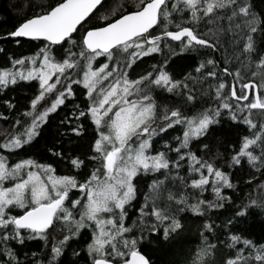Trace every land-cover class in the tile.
I'll use <instances>...</instances> for the list:
<instances>
[{
    "label": "snow or ice",
    "instance_id": "snow-or-ice-1",
    "mask_svg": "<svg viewBox=\"0 0 264 264\" xmlns=\"http://www.w3.org/2000/svg\"><path fill=\"white\" fill-rule=\"evenodd\" d=\"M120 9L41 0L0 35L43 44L21 57L0 46L10 65L0 68V91L38 82L24 119L0 138V264H264V243L249 238L257 224L264 232V181L242 204L227 195L235 169L252 170L249 185L264 175V0H136ZM154 54L162 59L134 76ZM179 59L194 66L177 71ZM69 103L45 149L53 162L10 164ZM89 127L87 152L65 148ZM226 204L234 211L217 225L210 214ZM188 214L201 220L198 243L168 259ZM28 241L47 251L23 252Z\"/></svg>",
    "mask_w": 264,
    "mask_h": 264
},
{
    "label": "trees",
    "instance_id": "trees-1",
    "mask_svg": "<svg viewBox=\"0 0 264 264\" xmlns=\"http://www.w3.org/2000/svg\"><path fill=\"white\" fill-rule=\"evenodd\" d=\"M41 0H0V35H3L7 30H10L13 25L19 22L18 12L22 8L26 12L30 9L32 4H39ZM136 2V0H107V6L111 8H115L118 10L117 14H119L120 6L123 5L128 10H131L132 5ZM260 0H258V3ZM103 14V13H102ZM0 46L6 48L11 55L15 57L21 56H31L33 52L37 51L39 47H42L43 44L40 41H29L26 39H22L21 45H16L12 41H4L0 42ZM75 51V49H74ZM216 58H219V53L216 54ZM104 57H98L96 64L100 62H104ZM162 59L159 54H154L153 56L144 57L141 62H139V66L135 68V72L133 75L143 74L146 71H150L151 67L154 63ZM9 62L7 59L0 55V68L9 67ZM190 66H194L193 59H179L177 62L176 70L179 71L182 68H187V70H191ZM95 67V64H94ZM74 89L77 90V98L76 103H81L82 105V96L80 94V89L77 86H73ZM38 89V82L33 80L30 82L20 81L16 85H10L6 90L0 91V112L5 113V115L9 116L8 121L0 120V138H2L5 130L11 131V125L16 119L23 120L24 117L21 115L23 112L27 111L30 108V100L34 97ZM162 99L171 100V97L165 94ZM4 100H11L16 107L12 110H8L4 105ZM72 109V104L69 103L67 108H61L57 113H53L52 116L49 117V120L53 127L45 131L43 134V138H37L36 141L33 142L32 146H26L25 149L19 150V155H12L9 157V163H15L21 158H34L37 160H41L43 162H53L50 158V154L46 153V146H50L52 143L51 134L55 133L56 128L55 125L58 123L59 119L64 118L67 113H69ZM87 125V122H85ZM241 132L244 131L243 126L239 129ZM180 129L177 128L175 130H169V133L166 134L168 136L180 135ZM92 136L91 128L89 127L88 131L85 133V138L81 139L78 143L68 145L65 143V148H70L79 153H85L88 151L89 142ZM7 155V153H4ZM54 166L57 167V172L60 174H70L69 169L64 164L56 163ZM252 180V170L245 168L243 170L237 168L233 171V182L237 184V188L235 190H227V195L232 197V200L236 205L242 204L246 202L250 193L254 194L256 191V185L260 181H264V175L260 173L256 174V179L252 181V184L249 185L246 181ZM204 198L213 199V194L209 190L204 193ZM234 207L225 205V208L219 211H213L210 214L211 220L215 221L217 225H222L223 222L233 213ZM257 219H264V217H257ZM183 222L185 224V233L179 239L176 244V248L174 249L175 255H169L168 259H182L180 255L181 251H187V249L194 247L198 243L197 231L198 226L201 223V220L197 217H193L191 214H188L183 218ZM252 221H249L251 224ZM249 238L254 240H260V242L264 243V232L261 231L259 224L255 228H249ZM217 235L220 237V241H227L228 232L226 229L221 227L217 230ZM217 242V241H214ZM23 252H37L43 253L47 251L42 241H28L25 246H22ZM228 249L223 247L222 250L217 255V261L219 262L221 255H226ZM157 256L159 253L156 254Z\"/></svg>",
    "mask_w": 264,
    "mask_h": 264
}]
</instances>
